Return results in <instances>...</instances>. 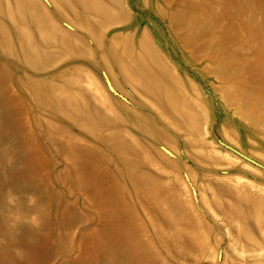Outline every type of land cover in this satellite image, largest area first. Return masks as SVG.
<instances>
[{"label": "rangeland", "instance_id": "1", "mask_svg": "<svg viewBox=\"0 0 264 264\" xmlns=\"http://www.w3.org/2000/svg\"><path fill=\"white\" fill-rule=\"evenodd\" d=\"M0 264H264V0H0Z\"/></svg>", "mask_w": 264, "mask_h": 264}, {"label": "water", "instance_id": "2", "mask_svg": "<svg viewBox=\"0 0 264 264\" xmlns=\"http://www.w3.org/2000/svg\"><path fill=\"white\" fill-rule=\"evenodd\" d=\"M112 88V87H111ZM219 143L221 145H223L225 148L229 149L230 151L236 153L237 155H239L240 157H242L243 159L249 161L250 163H253L257 166H262L260 163L256 162L255 160H253L252 158L248 157L247 155L241 153L240 151H238L237 149L231 147L230 145L226 144L225 142H223L222 140H219Z\"/></svg>", "mask_w": 264, "mask_h": 264}]
</instances>
